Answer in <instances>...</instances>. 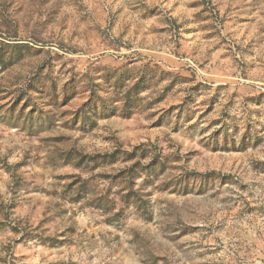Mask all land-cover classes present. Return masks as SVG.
I'll list each match as a JSON object with an SVG mask.
<instances>
[{
    "label": "rangeland",
    "instance_id": "rangeland-1",
    "mask_svg": "<svg viewBox=\"0 0 264 264\" xmlns=\"http://www.w3.org/2000/svg\"><path fill=\"white\" fill-rule=\"evenodd\" d=\"M0 264H264V0H0Z\"/></svg>",
    "mask_w": 264,
    "mask_h": 264
}]
</instances>
